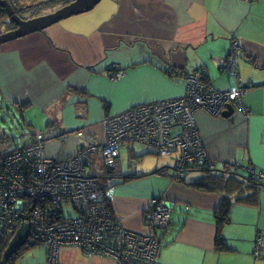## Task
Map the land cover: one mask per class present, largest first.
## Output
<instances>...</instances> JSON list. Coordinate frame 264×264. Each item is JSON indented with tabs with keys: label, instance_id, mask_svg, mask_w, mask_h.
<instances>
[{
	"label": "crops",
	"instance_id": "crops-1",
	"mask_svg": "<svg viewBox=\"0 0 264 264\" xmlns=\"http://www.w3.org/2000/svg\"><path fill=\"white\" fill-rule=\"evenodd\" d=\"M233 42L242 55L234 75L220 64L234 51ZM113 68L123 71L116 81L110 79ZM197 71L221 92L264 83V0H101L89 12L0 46V114L30 127L22 146L14 141L7 150L48 131L46 156L66 160L103 140L107 117L181 98L185 76ZM242 102L248 117L236 107L228 119L194 114L216 166L211 174L224 177L229 166L240 164V190L200 189L194 184L202 174L195 172L173 180L157 161L153 167L128 164L125 171L121 166L119 175L105 179L113 215L131 232H145L143 213L153 201L171 207L168 228L157 232L158 264H264V248L258 259L253 253L257 237L264 242V192L254 191L251 181V171H264V87L248 88ZM4 136L2 131L6 141ZM133 173L137 177L125 183L112 182ZM223 201L229 210L221 224L216 215ZM33 259L43 264L45 251L32 246L10 264ZM59 264L116 263L62 248Z\"/></svg>",
	"mask_w": 264,
	"mask_h": 264
},
{
	"label": "built area",
	"instance_id": "built-area-1",
	"mask_svg": "<svg viewBox=\"0 0 264 264\" xmlns=\"http://www.w3.org/2000/svg\"><path fill=\"white\" fill-rule=\"evenodd\" d=\"M236 63L233 57L223 62L232 70ZM122 72L113 68L110 79L118 80ZM184 86L185 93L179 99L140 105L107 117L103 140L88 143L63 161L46 156L47 133L36 132L26 147L14 151H8L7 142L1 139L0 256L7 240L26 223L29 238L45 250L43 264H59L62 248L78 249L87 258H109L116 264H158L161 244L157 232L168 228L171 207L162 200L153 201L143 213L145 232H131L117 223L109 209L112 191L100 188L97 177L85 169L96 155L108 169H119V149L129 141L147 142L159 157L175 154L173 180H183L185 169L200 163L213 168L194 114L204 111L221 118L227 106L235 103L248 117L242 102L247 89L238 86L233 91L215 92L204 82L201 71L186 75ZM251 176L258 181V192H264V171H251ZM68 205L75 218L65 217L64 207ZM260 248H264V242L257 237L255 259Z\"/></svg>",
	"mask_w": 264,
	"mask_h": 264
},
{
	"label": "trees",
	"instance_id": "trees-1",
	"mask_svg": "<svg viewBox=\"0 0 264 264\" xmlns=\"http://www.w3.org/2000/svg\"><path fill=\"white\" fill-rule=\"evenodd\" d=\"M7 1L9 2L10 6L13 9V11L15 12V14L17 16H19L20 18H22V19L37 18V17L43 16L45 14H49L51 12H54L57 7H58L57 9H59V8L65 6L66 4H68L67 3L68 0H7ZM27 2H30V3L27 4ZM0 20H1V24H0V34L9 32V31L14 30L16 28L13 23H10L8 21V18L6 16V14H5V11L3 9H1V8H0ZM234 43H236V45H234ZM232 44H233V48L232 49L234 51L230 52V55L229 56H227L223 60H221V63H220L221 64V68L225 67L224 64H223V62L225 60H227L229 57H233L238 62L239 60H238L237 57L242 56L237 51L240 48V43L239 42H233ZM236 65H237V63H236ZM236 65H235V69H237V66ZM234 74H236V72ZM205 83L212 88V86H211V84L209 82H205ZM238 86H241V85L238 84L237 87ZM213 90L215 92L222 93L221 91H216L215 89H213ZM233 90H235V89H233ZM233 90H230V91H233ZM225 92H228V91H225ZM230 106H232L233 109H234V107L239 108L237 106V104H235V103L230 104ZM226 110H227V108H226ZM41 133H47L49 135V137H51L50 136V132H48V131L41 132ZM64 137H66V136H63L62 138H64ZM26 146H27V144L24 147H26ZM136 146L139 147V148H141L142 151L141 152H137ZM129 148H130V151H129V154L128 155H125L124 153L122 154L124 156V158H125V156H127V159H128L127 167H128V164H129V166H132L135 162L136 163H139L140 162L139 160L141 158L147 156V155H157L150 148V146L148 145L147 142H142V141H129L124 146H121L120 149H119V152H118V166L120 168L122 166L121 165L122 164L121 163V156H122L121 153H122V151H126ZM132 151L135 152V156L133 154H131ZM204 151H205V149H204ZM129 156L131 158H133L131 160V162H130ZM102 165L105 167V165L103 163V160L98 155H96V156H93V157L90 158V164L86 167L85 170H87L91 175H94L92 173V171H91L92 167L93 166H96L98 170L103 171L102 170ZM209 165H210V163H209ZM215 168H216L215 163H214L213 168H210L209 166H204V165H202V163H200V164H198V167H197V165H195L194 167L188 168L187 171L185 169V172H186V175L189 174V173H191V172H195V173L202 174L200 180L197 181V183H195L194 185H195V187H198V188L203 189V190L208 191V192H214V190H230V191H232V190H237V189L240 190L241 189V186H242V184H240L241 182L238 181V179H237L236 176L230 175L231 173L239 174L238 171L240 169H242V166H240V164H239V166L238 165H231V166H229V169L227 170L228 173L224 177L221 176V175L211 174V173L216 172ZM108 170L111 171V172H114V171L116 172L118 169L117 170H114V171L111 170V169H108ZM104 174L105 173H103V175ZM119 174H120V172L118 174H112V175L114 176V175H119ZM94 176L97 177V179L99 181V187L101 188V186H100V179L102 178V177H100L101 175L100 176L94 175ZM132 176H133V178L137 177V175H135L133 173V175L124 176V177H121V178L118 177L115 180L113 178V180L114 181L119 180L118 183H125V182L133 179V178H131ZM106 178H108V177H104V181H103V184L105 183V186H106V180H105ZM251 181L255 183V185H253V190L254 191H258L257 188H256V186L258 184V181L256 179H254V178H251ZM102 189H104V190H107L108 189V190L112 191V188H108V187L107 188H104L102 186ZM109 209H110L111 213H113V211L110 208V204H109ZM228 210H229V202L223 201V205L221 206V208L219 209V212L216 215L217 216L216 218L218 219L219 223L222 224V222H224L225 220H227L226 217H227V214H228ZM116 221H117L118 224H120L117 219H116ZM11 238H10V240H11ZM10 240H7V242H6L5 246H4V250L6 249V246H7L8 242ZM33 244H35V245H33ZM33 244H32V246H38L37 243H33ZM25 249H27L25 246L22 247L21 249H19L18 252L10 259V261H9L8 264H10L12 261H14L19 256H21L22 252ZM1 256H0V258H1Z\"/></svg>",
	"mask_w": 264,
	"mask_h": 264
},
{
	"label": "water",
	"instance_id": "water-1",
	"mask_svg": "<svg viewBox=\"0 0 264 264\" xmlns=\"http://www.w3.org/2000/svg\"><path fill=\"white\" fill-rule=\"evenodd\" d=\"M100 1L101 0H73L68 5L63 6L49 14H45L43 16L32 19H22L15 14L7 0H0V8L5 11L8 21L10 23H13L16 27L14 30L0 34V46L19 38L28 36L30 34L41 32L51 27L52 25H55L72 16H77L89 12ZM251 84V86H245L244 88L248 89L250 87L256 88L260 86L264 87V83L253 84V82H251ZM234 111L235 110L233 109V107L229 105L227 107V110L222 114L221 118L228 119L234 113ZM230 175L236 176L237 178L239 176H242L240 174L234 173H231ZM29 237V225L26 223L22 224L12 236L11 240L8 242L6 249L3 250L2 256L0 258V264H8L10 259L18 252V250L27 245L30 239Z\"/></svg>",
	"mask_w": 264,
	"mask_h": 264
},
{
	"label": "rangeland",
	"instance_id": "rangeland-1",
	"mask_svg": "<svg viewBox=\"0 0 264 264\" xmlns=\"http://www.w3.org/2000/svg\"><path fill=\"white\" fill-rule=\"evenodd\" d=\"M28 3H30V2H27V4ZM0 24H1V20H0ZM12 111H14V110H12ZM34 126H36V125H34ZM29 128H26V125L19 118L13 119L12 116L5 118L2 114H0V133L3 131L4 135L9 137L6 140V142L9 144H12V142L16 141L18 148H20L22 146V136L25 135V133H29ZM34 128H35L34 130L40 129L39 126H36ZM136 148H137V152L142 151L141 148H139L137 146H136ZM125 152L126 151H122L121 155ZM174 158H175V154L172 156H168V157H159L157 155H147V156L141 158L139 161L142 162L141 163L142 167H146V166L153 167L154 165H157L156 164V161H157V163H159L160 166L163 165L161 167H165V170L169 175H172V173H173L172 166H173ZM127 162H128L127 157L125 156V158H124V156L122 155L121 156V163H122L121 165H122L123 171H125L127 168ZM102 170L103 171L98 170L96 166H93L91 169L92 173L94 175H97V176L105 173L103 176H100V177H102L100 179V186L101 187L105 184V183L103 184L104 177H109L110 175H111L110 177H112L113 176L112 174H118V170L116 172L115 171L111 172L106 167H104L103 165H102ZM64 215H65V217H69V218H75L76 217V214H75L74 210L72 209L71 205L64 207ZM32 244H33V241L31 239H29V242L27 243V245L25 247L31 248ZM160 244H161V242H160ZM38 246H39V249L44 251V248L41 245H38ZM33 248H35V247H33ZM107 259H109V258H107ZM58 260H59V254H58ZM33 263H34V259L32 261H30L28 264H33Z\"/></svg>",
	"mask_w": 264,
	"mask_h": 264
},
{
	"label": "flooded vegetation",
	"instance_id": "flooded-vegetation-1",
	"mask_svg": "<svg viewBox=\"0 0 264 264\" xmlns=\"http://www.w3.org/2000/svg\"><path fill=\"white\" fill-rule=\"evenodd\" d=\"M236 71H237V69L234 68V69L232 70V74L234 75V73H235ZM187 75H188V74H187Z\"/></svg>",
	"mask_w": 264,
	"mask_h": 264
}]
</instances>
